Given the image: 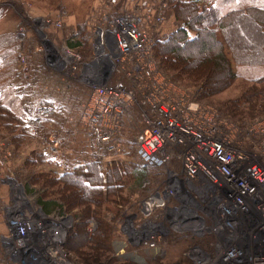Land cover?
<instances>
[{"label":"built area","instance_id":"built-area-1","mask_svg":"<svg viewBox=\"0 0 264 264\" xmlns=\"http://www.w3.org/2000/svg\"><path fill=\"white\" fill-rule=\"evenodd\" d=\"M104 19L107 26L96 32L92 61L83 77L92 87L84 114L99 144L112 153L120 150L118 140L137 105V91L148 107L141 115L145 129L136 147L140 170L158 179L153 185L142 181L149 193L139 203L145 223L135 231L138 241L147 250L159 251L170 236H183L198 242L196 249L204 255L198 264H250L264 253V239L256 238V231L264 237V116L241 126L188 94H176L151 58L144 29L146 23L161 24L162 16L130 12ZM54 24L63 26L60 21ZM21 37L27 39L24 30ZM67 59L47 64L58 69ZM21 61L28 75L27 60ZM117 67L137 91L109 80ZM56 142L61 144V138ZM60 209L59 214H47L22 202L4 212L0 208L6 226L0 233V264H74L65 245L76 221ZM89 224L93 228L95 223Z\"/></svg>","mask_w":264,"mask_h":264},{"label":"rangeland","instance_id":"rangeland-1","mask_svg":"<svg viewBox=\"0 0 264 264\" xmlns=\"http://www.w3.org/2000/svg\"><path fill=\"white\" fill-rule=\"evenodd\" d=\"M1 3L11 7L10 9L17 16V27L14 35L16 40L23 45L19 52L16 73L14 77L9 79L8 89L12 94L11 96L13 94L21 95L24 103L20 101L19 106L11 105V109L20 118L17 123L18 129L13 134L5 126L4 122L0 120V165L4 167L0 173V208L2 212H4L5 208L13 207L21 202L23 206L28 208H41L39 201H41L43 196L45 197L46 193L50 194L52 188L31 185V179L36 175L50 172L64 173L67 169L61 163L65 161L71 164L72 158L69 155L75 153L78 149L80 151L85 150L84 153L88 156L87 147L88 144L93 143V140H91L92 138L89 137L90 135L87 132L84 111L89 102L92 87L87 82H84L83 77L87 75L88 65L92 61L96 32L99 28L107 26L108 21L104 17L111 19L114 16L130 12L146 16L157 5L156 14L163 17V22L159 25L146 23L144 29H146L150 37L151 58L152 60L154 59L153 61L158 65L159 69L166 73L175 88L176 94H188L193 101L200 105L213 108L221 118H225L229 122L239 123L241 126L249 124L257 117L264 116L263 113L251 118L249 114L244 115L241 112L239 116H234L228 109L229 105L227 106V104L231 100L241 97L251 86V83L243 79H237L230 88L212 97L210 101H201L199 98L201 92L198 86L184 82L182 77L167 71L161 64L152 46L158 39L165 40L172 33V30L169 29L170 22L166 15L171 10L168 0H164L162 4H160L159 0L160 6L157 0H121L119 4H113L110 0H105L103 4H97L95 0H1ZM164 3L167 4L166 9L163 7ZM45 21H50V25L44 27L42 24ZM55 21L63 23L61 29L56 28ZM178 27L179 23L177 22ZM251 28L250 24L245 23L241 27H235V32L240 37L239 41L244 46V57L249 54L248 52H256L251 44ZM22 30L27 33V39L25 40L21 37ZM219 38L223 41L221 34H219ZM70 40L83 41L85 45L77 49H71L68 46ZM66 56H69V60L67 59V62L62 64L63 67L59 68L57 66L60 70L45 64V62L48 63V60L52 64L58 63L57 60L59 58L64 59ZM21 58L27 60V65L30 68L28 75L24 74L23 69L25 66H23ZM129 68L131 69L132 67L129 66ZM234 70H237L235 64ZM45 72L52 73L51 79H54L49 86L54 88H50V92L53 89V92H51L53 94H50L49 99L55 100L56 104H63L64 107L45 116V119H41L40 122L33 126L31 122L40 117L35 111L39 109L42 99H46L44 96L47 91L45 92L46 89L41 90L39 85H36L38 87L34 86V89L30 88L32 87L30 85H35L36 81L38 82L36 78L40 77V75H45ZM34 78L36 79L34 80L35 82L33 81ZM109 80L111 82H124L132 90H138L134 89L133 82L123 70H120V67H117L112 75L109 76ZM28 88L30 92L27 94ZM137 94V105L129 115L128 125L122 130L121 140H118L121 146L120 150L109 153L103 147L97 150L90 148L88 159H98L97 161L102 162H134L139 165L136 147L137 138L145 129L141 121V115L148 111V107L143 104L144 99L140 96L139 91H137ZM25 96H28V98H25ZM1 102H4V99L3 101L1 99ZM245 105V103H242V106ZM15 135L24 137L23 143L19 148L12 144V138ZM56 136H59L58 138L61 137V144L56 142ZM94 140H97L96 144L99 147L100 140L98 138ZM82 141H88L87 145L82 144L85 146L80 147L79 144H76ZM41 155L45 156V162H41ZM107 165L111 166L106 162ZM109 169L104 167L105 172ZM129 178L131 179L127 183L119 184L122 188H118L120 190L116 192L115 196L108 197V199L104 195V198H100L101 201L109 200L108 202H111L110 204L105 203L103 206L112 210V212L106 213L105 216L109 219H114L111 242L114 256L121 259L122 255L137 253L138 256L134 260L136 262L139 261L141 264H154L155 260L161 261L162 264H174L177 262L181 264H198L204 258V255L196 249L198 242L190 241L183 236H170L168 245L156 253L145 251L139 247V239L136 237L135 231L139 229L138 226L145 223L140 213L139 203L147 196L149 190L143 189L141 184L135 186L133 175ZM144 179L150 180L153 185L158 177L151 174L143 176ZM20 193L24 195L22 199L17 197ZM57 201L63 207V211L68 216H72V220H75L74 216L78 210H70L63 200L57 199ZM53 211L55 214H59L61 209L56 208ZM2 218L0 217V233L6 230ZM96 226L95 223L93 228L90 227L92 231L96 229ZM151 228L152 226H148L147 231H151ZM256 235H258L256 238L260 239L262 237L264 239L258 231H256ZM253 246L250 248L253 249ZM243 255L245 256L244 252ZM69 259L74 264H84L73 253H70ZM128 261L132 262L131 259ZM207 264L210 263L208 262Z\"/></svg>","mask_w":264,"mask_h":264},{"label":"trees","instance_id":"trees-1","mask_svg":"<svg viewBox=\"0 0 264 264\" xmlns=\"http://www.w3.org/2000/svg\"><path fill=\"white\" fill-rule=\"evenodd\" d=\"M168 4L179 27L167 39H158L152 46L167 71L198 86L199 98L206 102L230 88L237 79H243L251 86L241 97L227 104L230 113L239 116L241 112L251 118L263 114L264 0H168ZM244 23L252 27L251 44L256 50L245 57L244 46L235 32V27ZM182 24L185 28H181ZM22 45L15 35L0 36V100L4 99L0 103V120L12 134L17 131L20 118L11 105L19 106V98L10 95L8 85L16 73ZM83 45V41L68 42L71 49ZM234 64L238 71L234 70ZM23 140L22 135H15L12 144L19 148ZM40 157L41 162L46 161L44 155ZM102 163L89 159L68 173L36 175L31 185L52 188V192L39 201L45 213L62 207L57 199L63 200L70 210H78L65 245L68 253L76 255L84 264H137L114 256L111 245L114 219L105 216L112 210L103 206L111 202L101 199L104 195L105 198L115 196L118 188H122L119 184L127 183L132 175L135 186L142 185L145 173L134 162L114 161L107 172ZM3 168L0 165V173ZM90 220L97 225L93 231H90ZM154 264L162 262L155 260Z\"/></svg>","mask_w":264,"mask_h":264},{"label":"crops","instance_id":"crops-1","mask_svg":"<svg viewBox=\"0 0 264 264\" xmlns=\"http://www.w3.org/2000/svg\"><path fill=\"white\" fill-rule=\"evenodd\" d=\"M105 0H95V3H97V4H103V2H104ZM120 1L121 0H110V2H112L113 4L114 3H117V4H119L120 3ZM164 0H160V4H162V2H163ZM157 2H158V4H159V0H157ZM160 4H159V6H160ZM159 6H158V8H159ZM156 7H157V5H156ZM156 7L153 9V10H150V11H152V12H155V13H157L156 12ZM164 7V6H163ZM11 7H8V5L7 4H5V3H1V0H0V36H2V35H14L15 34V32H16V27H17V16L15 15V13L10 9ZM165 9L167 8V7H164ZM168 14H166L167 16H168V20H169V22H170V26H169V29L170 30H172V32L173 31H175L176 30V28H177V22H176V20H175V16H174V14H173V12L171 11V10H169L168 12H167ZM121 15V14H120ZM157 34H158V32H157ZM221 41H222V39H221ZM45 62V61H44ZM45 64L47 65V63L45 62ZM48 66V65H47ZM47 68V67H46ZM46 74L45 75H40V77H37L36 79H38V82L36 81V84L35 85H30V86H32V87H30V88H33L34 89V86H36V85H39V88H41V90L43 89H46L45 90V92H46V94H45V96H44V98H46V99H42V101H41V103H40V106H39V109H37L36 111H35V113L36 114H39L40 115V117H38L37 119H35L34 121H32L31 123H32V125L34 126V125H36L38 122H40L41 121V119H45L46 117L45 116H47V115H50V113H53V112H56V111H59L60 110V108L61 107H64V105L63 104H56V101L55 100H50L49 98H50V94H53V93H51V92H53V87H49L50 85H51V82L54 80V79H51L52 78V73H47V72H45ZM35 78L33 79V81L34 80H36ZM33 81H31V82H33ZM35 82V81H34ZM36 87H38V86H36ZM10 88H11V86H10ZM50 88H53L52 89V91L50 92ZM13 89V88H12ZM77 89V88H76ZM65 91V90H64ZM28 92H30V90H29V88L27 89V94H28ZM31 94V93H30ZM10 95H12L11 93H10ZM14 95V94H13ZM15 96L16 97H18L19 98V102L21 101V103H23L22 102V96L21 95H19L18 96V94L16 95L15 94ZM28 98V96H25V98ZM60 102V101H59ZM24 104V103H23ZM83 121H85V120H83ZM85 124H86V128H87V132L89 133V137H91L92 139L91 140H93L92 142L94 143H91V144H88V151H87V154H88V156L90 155V148H93V149H95V150H97L98 148L99 149H101L102 148V146L100 145L99 147L97 146V144H96V142H97V140L95 141L94 139H97V137H95V131H94V128L93 127H91V126H89L86 122H85ZM128 125V121L126 122V125H125V127ZM57 137V136H56ZM59 137V136H58ZM89 137L87 136V138L89 139ZM61 138V137H60ZM121 136H120V138H119V140H121ZM73 142H76V141H73ZM87 143H88V141H82V142H78V143H76V144H79L80 145V147H82L83 145L82 144H85V145H87ZM84 145V146H85ZM83 146V147H84ZM91 146V147H90ZM76 150H77V147H76ZM85 151V150H84ZM84 151H80V149H78L75 153H71L69 156H71L70 158H72V160H71V164H68V163H66L65 161H63L61 164H63V165H60V166H63L64 168H66L67 169V171H65L64 173H68V172H70L74 167H78V166H80L81 164H83L84 163V161H86V160H89V159H87V158H89L87 155H85V153H84ZM67 152H68V150H67ZM68 155V154H67ZM98 160V159H97ZM97 160H95V161H97ZM122 160V159H121ZM105 162V163H104ZM106 162H107V164H110V165H112L111 163H112V161L110 162V161H103V165H104V167H110L109 165H107L106 166ZM66 166V167H65ZM168 240H169V238L167 239V245H168ZM189 245H190V243H188ZM166 245V246H167ZM201 245V244H200Z\"/></svg>","mask_w":264,"mask_h":264},{"label":"flooded vegetation","instance_id":"flooded-vegetation-1","mask_svg":"<svg viewBox=\"0 0 264 264\" xmlns=\"http://www.w3.org/2000/svg\"><path fill=\"white\" fill-rule=\"evenodd\" d=\"M129 242H130V240H128ZM138 245H139V247H141V248H143V250H145V251H149V252H152V253H156V252H158V250H155V251H151V250H147L145 247H143L141 244H140V242H138ZM167 245V244H166ZM160 251V250H159ZM136 256H138V254L137 253H129V254H126V255H122L121 256V259H123V260H126V261H128V260H132V262H135V263H137V264H141L139 261L138 262H136L134 259H135V257ZM259 256H261V255H259ZM259 256L258 257H255L253 260H252V262H254V264H259L258 263V261H257V259L259 258ZM174 264H181V263H174Z\"/></svg>","mask_w":264,"mask_h":264},{"label":"bare ground","instance_id":"bare-ground-1","mask_svg":"<svg viewBox=\"0 0 264 264\" xmlns=\"http://www.w3.org/2000/svg\"><path fill=\"white\" fill-rule=\"evenodd\" d=\"M231 253H232V255L234 254L233 251H231ZM229 255H230V254H229ZM229 255H228V256H229ZM255 257H256V256H255ZM253 258H254V257H253ZM257 261H258L259 264H264V253L261 254V256H259V258L257 259ZM250 264H254V262H252V260H251Z\"/></svg>","mask_w":264,"mask_h":264}]
</instances>
